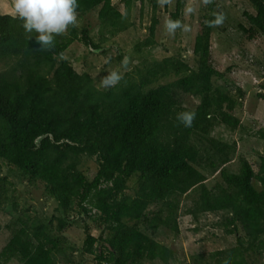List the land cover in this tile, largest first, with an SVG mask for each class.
<instances>
[{
  "label": "trees",
  "instance_id": "obj_1",
  "mask_svg": "<svg viewBox=\"0 0 264 264\" xmlns=\"http://www.w3.org/2000/svg\"><path fill=\"white\" fill-rule=\"evenodd\" d=\"M248 1L255 8V13L244 11L250 26H238L250 38L264 35V0ZM123 2L124 12L112 0H77L76 13L100 6L101 26L115 36L133 25L130 11L135 0ZM151 4L156 10L157 0ZM183 6L184 0H176L168 20L180 21ZM215 6L212 0L194 39L195 67L173 56L146 61L108 89L97 87L88 72H77L62 58L76 40L101 48L86 28L69 25L51 47H40L38 34L26 33L17 14L0 13V62L6 64L0 71V160L16 168L20 180L42 181L59 211L47 222L29 213L18 217L20 225L0 251V261L17 256L21 264H59L53 230L62 233L72 225L66 214L77 205L78 212L94 218L101 228L97 236L84 228L83 248L96 264L156 259L167 264L174 250L147 230L163 226L179 233L181 197L193 189L198 194L188 213L194 219L223 212L221 224L227 233H237L239 225L244 232L234 246L212 252L213 261L204 264H249V251L264 254V154L257 170L241 158L240 169L229 171L224 165L236 145L211 135L219 124L231 129L242 124L235 114L237 98L212 81L224 76L211 60L214 26L209 22L217 15ZM157 24L154 14L148 36L135 45L136 51L156 43ZM172 75L176 79L159 83ZM177 90L198 96L199 103L194 108L183 105ZM184 111L195 112L191 127L177 120ZM256 134L264 139V127ZM84 156L97 160L92 178L80 168ZM204 164L220 168L222 182L208 187L200 169ZM135 175L137 190L127 194ZM6 181L1 178L0 210L11 198ZM10 205L18 209L16 201Z\"/></svg>",
  "mask_w": 264,
  "mask_h": 264
},
{
  "label": "rangeland",
  "instance_id": "obj_2",
  "mask_svg": "<svg viewBox=\"0 0 264 264\" xmlns=\"http://www.w3.org/2000/svg\"><path fill=\"white\" fill-rule=\"evenodd\" d=\"M114 5L122 12L125 11L123 0H112ZM212 0H184V6L180 17L181 27L175 32L169 33L165 28L169 13L175 9L176 0H157V8L153 9L151 0H135L130 11V19L133 25L127 30L115 36L107 33L102 28L98 18L99 7L85 13L77 14L75 27L79 30L86 28L89 36L101 45L94 48L84 44L81 40L74 41L63 53L62 58L67 59L77 72H88L97 87L104 88L100 79L112 70H118L122 77L143 65L146 61L160 60L167 56L178 57L195 67L196 57L193 53L194 39L200 29L201 18L209 11ZM216 2L214 11L222 13L224 21L214 26L211 36V60L213 65L224 73V76H214L213 83L224 87L225 90L239 101L235 114L241 119L242 124L237 129H231L223 124L217 125L211 135L234 143L235 150L230 154V161L224 165L229 171L236 172L240 169V159H248L255 170L260 163V155L264 154V139L256 132L264 127V35L257 33L250 38L248 33L239 28L238 24L246 27L250 22L244 11L255 13V8L248 0H213ZM192 11L186 13V9ZM158 18L156 26V43L150 47H144L140 52L135 50V45L148 36V26L152 17ZM118 56L121 59H118ZM126 60V64L122 61ZM6 68L4 62H0V71ZM176 79L175 75L162 78L159 83ZM156 82L154 85H157ZM239 89H241L239 91ZM178 91L179 100L183 105L194 108L199 103L198 96ZM208 147L207 143H201ZM80 168L89 178H92L98 169L97 160L94 157L84 156ZM200 169L206 174V185L213 187L222 182L220 168L212 169L204 164ZM6 177L7 195L10 201L18 203V209L10 205V201L3 203L0 210V251L12 236L13 229L20 224L18 217L25 218L26 213L39 217L47 222L59 211L58 203L47 192L45 184L38 181L35 184L28 180L19 179V171L12 168L7 162L0 160V182ZM12 182V184H9ZM258 186V184H257ZM137 176H133L128 182L127 194H134L137 190ZM198 191L193 189L181 197L179 210V233L170 228L160 226L156 231L148 229V234L157 241L174 250V258L167 264H204L205 261H213L212 252L234 246L238 235H244L242 226H238L237 233H227L222 226L224 213H202L194 219L188 213ZM155 208V206H151ZM66 218L73 222L62 233L53 230L58 239L59 249L54 257L59 264H96L93 255L84 251L85 231L88 226L91 233L97 236L100 233V225L94 218L85 213L78 212V206L68 210ZM93 213V211H92ZM62 214L64 212L62 211ZM93 215V214H92ZM93 217V216H92ZM94 219V220H93ZM201 256V258H200ZM196 258H200L196 260ZM249 264H264V254L248 252ZM0 264H21L19 257H13L9 261H0ZM108 264V263H104ZM110 264V263H109ZM142 264H165L161 260H144Z\"/></svg>",
  "mask_w": 264,
  "mask_h": 264
},
{
  "label": "clouds",
  "instance_id": "obj_3",
  "mask_svg": "<svg viewBox=\"0 0 264 264\" xmlns=\"http://www.w3.org/2000/svg\"><path fill=\"white\" fill-rule=\"evenodd\" d=\"M207 2V0H205ZM14 11L22 21V27L26 33H37L36 41L40 47H51L56 35L63 34L69 25L75 26L77 22V0H13ZM186 13L191 12L187 8ZM224 15L217 14L209 26H217L223 23ZM179 20H167L165 28L169 33L180 28ZM126 64V60L122 61ZM122 79V74L118 70H112L100 79V84L104 88H111L117 85ZM195 118V112H180L177 120L184 127H191Z\"/></svg>",
  "mask_w": 264,
  "mask_h": 264
},
{
  "label": "crops",
  "instance_id": "obj_4",
  "mask_svg": "<svg viewBox=\"0 0 264 264\" xmlns=\"http://www.w3.org/2000/svg\"><path fill=\"white\" fill-rule=\"evenodd\" d=\"M0 13L16 14L13 7V0H0Z\"/></svg>",
  "mask_w": 264,
  "mask_h": 264
},
{
  "label": "water",
  "instance_id": "obj_5",
  "mask_svg": "<svg viewBox=\"0 0 264 264\" xmlns=\"http://www.w3.org/2000/svg\"><path fill=\"white\" fill-rule=\"evenodd\" d=\"M109 264V263H108ZM111 264V263H110Z\"/></svg>",
  "mask_w": 264,
  "mask_h": 264
}]
</instances>
